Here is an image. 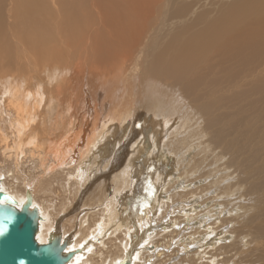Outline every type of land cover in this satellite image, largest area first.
<instances>
[{
  "label": "bare ground",
  "instance_id": "bare-ground-1",
  "mask_svg": "<svg viewBox=\"0 0 264 264\" xmlns=\"http://www.w3.org/2000/svg\"><path fill=\"white\" fill-rule=\"evenodd\" d=\"M0 97V189L69 264H264V0H0Z\"/></svg>",
  "mask_w": 264,
  "mask_h": 264
},
{
  "label": "water",
  "instance_id": "water-1",
  "mask_svg": "<svg viewBox=\"0 0 264 264\" xmlns=\"http://www.w3.org/2000/svg\"><path fill=\"white\" fill-rule=\"evenodd\" d=\"M40 216L31 196L18 208L17 202L0 189V264H69L72 252L65 251L59 236L39 243L36 235ZM117 264H130L120 261Z\"/></svg>",
  "mask_w": 264,
  "mask_h": 264
},
{
  "label": "rangeland",
  "instance_id": "rangeland-1",
  "mask_svg": "<svg viewBox=\"0 0 264 264\" xmlns=\"http://www.w3.org/2000/svg\"><path fill=\"white\" fill-rule=\"evenodd\" d=\"M10 3V0H6V4L8 5ZM8 6L3 10V16H4V20H5V24H6V26L7 25H9L10 24V21H9V12H7L8 10ZM11 15H12V12H11ZM1 97H0V101H1ZM125 124V122H121L119 125L117 124V127H115L116 128V130L117 129H120V127L121 126H123ZM89 128V127H88ZM129 139V138H128ZM111 141V140H110ZM110 141L106 144V146H105V149L107 148V147H111V144H110ZM115 143V142H114ZM114 146H115V148H114ZM119 147V146H118ZM113 149H114V152L116 153V145L115 144H113ZM151 150H152V148H149V149H144V151L142 150V153H141V155H140V158H139V162L136 164V167H138V168H141L142 166H144L145 164H146V162L148 161V160H150V159H148V155H149V153L151 152ZM113 152V153H114ZM106 155H108V154H106ZM169 157H171V156H169ZM107 169V168H106ZM106 169H104V168H102V170L103 171H106ZM118 171V170H117ZM172 170H170V172H171ZM169 172V173H170ZM142 174V170H139L138 169V171H137V173L135 174L136 175V177L138 176V177H140V175ZM176 186V185H175ZM180 186H183V187H181V189L183 190V191H185V187H184V184L183 185H178L177 186V190L176 189H173L172 188V190H170L169 191V193H172L171 194V196L172 195H174V191H178L179 189H180ZM186 189H189V188H186ZM242 193V192H241ZM164 197H165V195H164ZM169 199V198H168ZM245 199L243 198V197H239V199H238V202L235 204L236 205V209H235V211H238V212H236L235 213V211H233V212H229V211H227L226 213L228 214V215H226L227 216V219H229V218H231L232 216H234V217H236L237 215H241L243 212H242V210L241 209H243V206L242 205H244L245 204V201H244ZM162 200H159V202H158V207H159V204H162ZM81 204H82V202H81ZM241 204V205H240ZM251 204H254L253 202H251ZM244 212H246V211H244ZM155 215H157V213L155 214ZM220 215V214H219ZM247 218H249V216H246ZM243 218H244V216H243ZM242 218V219H243ZM214 220V216L210 213V215H209V221H208V223H211L212 221ZM153 221H154V219L152 220V224H153ZM204 223V222H203ZM232 223V225L230 226V224ZM243 224H246L245 222H243ZM242 224V225H243ZM203 225V224H202ZM230 226L229 228H231L230 230H233L234 232L236 231V229L238 230L242 225H236L235 223H233V222H231V221H228V224H226V225H224L223 226V230H224V233L222 234V236L221 237H224V239L226 238V236H227V239H226V242L228 243L229 241H234L235 240V238H236V235L233 233V234H230L229 236H228V233H227V231H228V227L227 226ZM217 237H215V238H211L212 237V235L210 236V239H212L213 241H214V243H216V245L218 244V242L215 240V239H219L220 238V233L217 231ZM145 236V235H144ZM209 237V236H208ZM241 239H243L245 242H246V246H248L249 248H252V249H254V248H256L257 246H256V243H253L252 245L249 243V241L251 242L252 241V238L248 235V234H246V235H244V236H242L241 237ZM145 240H146V238H145ZM143 241H144V239H143ZM248 241V242H247ZM244 242V243H245ZM148 248H150V247H148ZM171 250H173L172 249V247H171ZM257 257L255 256V257H253L252 258V261L253 260H255Z\"/></svg>",
  "mask_w": 264,
  "mask_h": 264
},
{
  "label": "clouds",
  "instance_id": "clouds-1",
  "mask_svg": "<svg viewBox=\"0 0 264 264\" xmlns=\"http://www.w3.org/2000/svg\"><path fill=\"white\" fill-rule=\"evenodd\" d=\"M65 72H66V73H70V70H67V69H66Z\"/></svg>",
  "mask_w": 264,
  "mask_h": 264
}]
</instances>
